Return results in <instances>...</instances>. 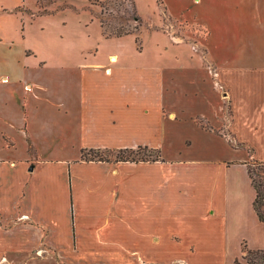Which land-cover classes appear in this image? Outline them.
Here are the masks:
<instances>
[{
	"label": "crops",
	"instance_id": "1",
	"mask_svg": "<svg viewBox=\"0 0 264 264\" xmlns=\"http://www.w3.org/2000/svg\"><path fill=\"white\" fill-rule=\"evenodd\" d=\"M231 2L246 6L234 8L231 13V34L225 32V42L219 43L218 32L192 14L208 28L204 44L209 57L219 67H214V76L206 69L205 78L213 92L208 90L207 83L200 84L204 71L191 62L169 68L171 73L163 78L157 76L158 71L153 78L148 75L140 78L143 69L136 67L123 71L125 63L117 62V53L109 57L113 66L108 62H95L87 70L83 65L54 66L44 61L41 53L32 50L24 37L4 36L9 26L2 25L0 264L171 262L164 258L188 261L178 254H171V258L159 256L156 247L149 243L150 238L154 239L151 235L135 237L126 245L125 241L102 234L104 229L113 232L128 214L120 192L116 191L119 178L126 177L128 165L134 167L130 170L142 166L81 161V150L91 147L143 146L161 150L168 157L164 155L160 162L164 165L168 163L164 160L171 162V169L158 173L157 163L145 164L147 171L136 173L139 187L159 193L169 189L179 192L177 185L183 179L205 195L218 193L225 234L231 232L235 238L242 234L231 260L240 253V242L247 244L248 249H256L245 237L264 225L257 220L252 207L255 191L247 163L264 162V0ZM29 51L34 55L27 54ZM194 63L198 62L194 60ZM85 75L107 80L119 76L125 82H132L137 75L143 79L139 82L146 84L144 94L149 95V106L132 109L137 113L141 132L132 120L120 125L119 110L129 112L125 85L107 90L117 98L110 100L101 114L95 113L88 105V87L80 79ZM171 96L175 101L165 119L162 108L165 98L169 100ZM223 101L229 105L227 114ZM110 115L117 124L109 122ZM193 118L205 121L209 128L197 125ZM163 125L165 130L161 129ZM247 149L252 151L251 155ZM83 177L88 180L87 191L78 189ZM82 202L87 209L84 215ZM140 208L136 205L135 217L167 218L163 213L158 215L157 209L142 212ZM87 222L90 226L83 230ZM117 242L118 245L111 246ZM258 247L264 249V236ZM179 264L184 263L179 261Z\"/></svg>",
	"mask_w": 264,
	"mask_h": 264
},
{
	"label": "rangeland",
	"instance_id": "2",
	"mask_svg": "<svg viewBox=\"0 0 264 264\" xmlns=\"http://www.w3.org/2000/svg\"><path fill=\"white\" fill-rule=\"evenodd\" d=\"M133 2L137 19L130 17V20L125 21L118 2L114 0L109 4L106 3V0H0V29L6 23L9 26V31L4 36L24 37L26 43L32 46V50L37 51L39 55L41 53L43 60L54 66L83 65L85 70L95 62L104 64L108 62L110 66H113L114 63L110 62L109 57L117 53V62L123 61L125 68L128 69L122 68L123 71H130L129 69L136 67L143 69L140 73L142 75L139 74L140 78L147 77V75L153 78L157 75L156 71L159 72L157 76L163 78L171 73L169 68L173 69L182 63L186 65L191 62L194 67L204 71L200 77V84L207 83L208 90L213 92L211 84L205 78L207 76L206 69L214 71V67L218 69L219 67L209 57L204 44L209 32L206 25L218 32L219 43L225 42L227 39L225 32L229 31L231 34V13L235 10L234 8L243 9L246 4H234L231 0H181V2L178 0H133ZM9 7L13 8L5 10ZM192 14H196L198 20L206 25L199 23L196 20V15L192 16ZM124 21L131 28L134 27L132 34L108 37L104 33V31L108 33L118 23L126 24ZM111 42L118 43L111 45ZM27 54L34 55L31 51ZM186 56L189 57L186 58ZM194 60L198 63H194ZM196 73L198 74V72ZM139 75L132 82H125L119 76L112 80L92 75L82 76L81 82L84 81V85L88 87L89 107L93 108L95 113L101 114L109 101L117 98L112 96L114 93L110 95L107 90L111 87L120 89L125 85L129 112L119 110L120 125L131 120L138 124L137 113H134L132 109H144L147 105L149 106L147 102L149 95L144 94L146 84L143 86L139 82L143 80L139 79ZM174 101L172 96L169 100L167 97L165 98L166 103L162 108L165 119H168L172 112L171 106ZM223 104L227 114L228 102L223 101ZM148 111L151 112V110ZM148 115L155 116L156 114L148 113ZM108 118H110V123L117 124L113 115ZM193 121L205 129L209 128V125L203 120L193 118ZM161 129L165 130V125ZM214 131L218 133V131ZM139 132H141V127ZM170 135L173 137L174 133H170ZM87 149L103 151L104 149H125V147L110 146ZM247 150L251 155L252 151ZM147 154L148 159L156 157V153L148 152ZM160 155L161 158L164 155L168 157L165 153L163 155L161 150ZM99 156L105 157L106 155L99 153ZM86 157L95 159L96 154L88 153ZM109 157L111 158V156ZM160 161L155 162L158 164V169L155 168L158 173L171 169V162L164 160L168 162L167 165H164ZM109 164L114 165L112 161ZM137 164L142 166L141 169L130 170L134 167H128V165L126 177H120L119 186H116V191L120 192L127 206V217L122 223L116 224L113 232L104 229L103 235L108 238L120 239V242L125 241L126 245H130V241L135 237L151 235L154 239L150 238L149 243L156 247L155 252L159 256L170 257L171 254H175V256L178 254L188 259L187 261L181 258L171 260L164 258V261H171L169 264H179V261L184 264H233L236 259L241 258L244 242L239 243L240 253L234 260H231L232 253L237 247L236 242L242 234L237 238L231 235V232L225 234L224 222L221 218L222 202L218 193L210 192L205 195L200 191V188L192 189L191 184H187L183 179L177 185L179 192L169 189L168 192L159 193L151 191L147 187H139L140 180H136L138 177L136 173L147 171L144 165L150 164V162ZM252 170L254 178L261 180L262 172L256 168ZM46 171L50 172V170ZM87 183L88 180L83 177L78 189L87 191L89 187ZM244 197L247 198V192ZM113 199V197L110 198V205H112ZM83 205L82 202L81 207ZM136 205L141 206L142 212L146 210L151 212L157 209L158 215L160 212L167 218L150 220L146 215L141 218L135 217ZM210 211L213 214H210ZM262 211L264 212V206ZM81 213L83 215L87 213L85 206ZM86 226H90V223L83 224L82 229L84 230ZM263 236L264 228L262 226V229L246 234L245 238L249 239L247 243L251 247L259 249L258 246ZM2 242L3 239H0V243ZM176 242L177 244H175ZM118 243H111V246L118 245ZM191 247H194L193 252H190ZM2 251L5 252V250Z\"/></svg>",
	"mask_w": 264,
	"mask_h": 264
},
{
	"label": "trees",
	"instance_id": "3",
	"mask_svg": "<svg viewBox=\"0 0 264 264\" xmlns=\"http://www.w3.org/2000/svg\"><path fill=\"white\" fill-rule=\"evenodd\" d=\"M118 2L119 8L123 12V20L128 21L130 17H134L137 19L134 11V2L133 0H114ZM112 0H106V3L109 4ZM126 15V16H125ZM124 21V22H125ZM126 23V22H125ZM131 26L126 23L118 25L109 30L108 33L104 31V33L108 37H120L124 35H130L133 33ZM152 152L156 153V157L153 159L147 158V153ZM96 154V158H88L86 154ZM99 153H105V157L99 156ZM111 156V158L109 157ZM81 161H96V162H106V163H118V162H129V163H140V162H156L162 161L160 151L158 149H148L147 147L138 146L135 149H117L110 150L104 149L101 151L100 149H82L81 150ZM253 168H256L260 172H262V179L257 180L253 176ZM247 173L249 179L251 181V185L255 191V197L252 202V207L257 217V220L264 225V212L262 211V207L264 206V162L258 161H250L247 163ZM242 255L240 259H236L233 264H264V249H248L245 245L242 247L241 251Z\"/></svg>",
	"mask_w": 264,
	"mask_h": 264
},
{
	"label": "built area",
	"instance_id": "4",
	"mask_svg": "<svg viewBox=\"0 0 264 264\" xmlns=\"http://www.w3.org/2000/svg\"><path fill=\"white\" fill-rule=\"evenodd\" d=\"M209 71H210V69H209ZM210 73H211L213 76L216 74L215 71H210Z\"/></svg>",
	"mask_w": 264,
	"mask_h": 264
}]
</instances>
